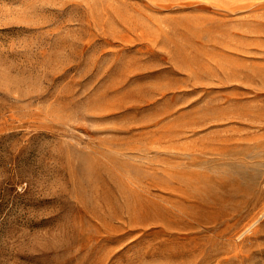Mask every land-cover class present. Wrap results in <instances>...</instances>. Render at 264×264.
<instances>
[{"label": "rangeland", "instance_id": "rangeland-1", "mask_svg": "<svg viewBox=\"0 0 264 264\" xmlns=\"http://www.w3.org/2000/svg\"><path fill=\"white\" fill-rule=\"evenodd\" d=\"M0 264H264V0H0Z\"/></svg>", "mask_w": 264, "mask_h": 264}, {"label": "bare ground", "instance_id": "bare-ground-1", "mask_svg": "<svg viewBox=\"0 0 264 264\" xmlns=\"http://www.w3.org/2000/svg\"><path fill=\"white\" fill-rule=\"evenodd\" d=\"M263 218V217H262Z\"/></svg>", "mask_w": 264, "mask_h": 264}]
</instances>
